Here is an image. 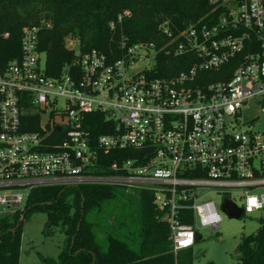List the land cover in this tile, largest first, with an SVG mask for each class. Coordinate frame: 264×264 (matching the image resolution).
Returning a JSON list of instances; mask_svg holds the SVG:
<instances>
[{"label":"built area","instance_id":"2783aa9c","mask_svg":"<svg viewBox=\"0 0 264 264\" xmlns=\"http://www.w3.org/2000/svg\"><path fill=\"white\" fill-rule=\"evenodd\" d=\"M207 1L210 11L182 28L165 20L154 40L122 41L119 58L81 53L66 37L78 56L58 76L46 72L39 27L22 28L9 58L0 34V204L19 207L53 185L150 190L175 254L201 228L219 229L212 193L223 196L220 209L225 200L242 214L264 209V125L255 127L264 115V0ZM28 112L38 116L32 131Z\"/></svg>","mask_w":264,"mask_h":264},{"label":"trees","instance_id":"16d2710c","mask_svg":"<svg viewBox=\"0 0 264 264\" xmlns=\"http://www.w3.org/2000/svg\"><path fill=\"white\" fill-rule=\"evenodd\" d=\"M211 9L207 0H0V34L8 33L1 50L7 58L19 51L22 28L37 26L39 50L46 58V72L58 76L72 68L77 54L65 38L79 39L80 52L97 49L114 58L124 53L121 42L131 45L156 39L160 24L169 20L182 28L188 20ZM130 15L117 22L119 13ZM113 23L114 27H111ZM98 125L99 113L89 114ZM27 131L37 129L38 116L24 115ZM95 135L98 130L87 125ZM58 134L57 132H53ZM109 157L107 161H111ZM137 202L119 209L113 185H53L33 189L23 209L0 217V264H20L23 223L36 212L47 214L46 234L65 232L57 260L42 257L43 264H97L95 247L104 264H194L192 248L174 253L163 212L150 190L136 189ZM136 206V213L133 209ZM23 216V220L21 217ZM252 234L241 237L240 264H264V218ZM200 239L198 235L196 242Z\"/></svg>","mask_w":264,"mask_h":264},{"label":"rangeland","instance_id":"374dc122","mask_svg":"<svg viewBox=\"0 0 264 264\" xmlns=\"http://www.w3.org/2000/svg\"><path fill=\"white\" fill-rule=\"evenodd\" d=\"M68 37V36H67ZM137 68H140L138 66ZM47 118H45V121ZM58 122V121H57ZM264 125V115L259 114L255 127L261 129ZM116 199L114 205L122 209L126 205L135 204L138 200L136 189L127 186H114ZM17 192L26 194L24 190ZM210 198L215 200L221 215L220 227L217 231L210 228L199 230L201 238L194 244V264H240L241 254L238 250L241 237L254 233L260 227V219L264 218V209L253 213L242 214L238 219L229 217L220 209L223 196L212 193ZM240 203V200H238ZM25 200L19 207L6 208L0 204V217L11 216L18 209H23ZM136 206L133 210L136 213ZM47 214L36 212L23 223L20 264H43L42 257L58 259L65 232L59 229L53 234H46Z\"/></svg>","mask_w":264,"mask_h":264},{"label":"water","instance_id":"95a60500","mask_svg":"<svg viewBox=\"0 0 264 264\" xmlns=\"http://www.w3.org/2000/svg\"><path fill=\"white\" fill-rule=\"evenodd\" d=\"M221 210L224 211L229 217L231 218H240L242 215V208L238 207L234 202L225 200L223 204L221 205ZM23 216L21 217V220H23ZM93 253L96 256V263L97 264H104L105 259L104 257L100 254L99 250L97 247L93 249Z\"/></svg>","mask_w":264,"mask_h":264},{"label":"crops","instance_id":"0c3cea01","mask_svg":"<svg viewBox=\"0 0 264 264\" xmlns=\"http://www.w3.org/2000/svg\"><path fill=\"white\" fill-rule=\"evenodd\" d=\"M201 235V234H200ZM201 238V237H200Z\"/></svg>","mask_w":264,"mask_h":264},{"label":"snow or ice","instance_id":"6c2138e0","mask_svg":"<svg viewBox=\"0 0 264 264\" xmlns=\"http://www.w3.org/2000/svg\"><path fill=\"white\" fill-rule=\"evenodd\" d=\"M254 203V202H253Z\"/></svg>","mask_w":264,"mask_h":264}]
</instances>
